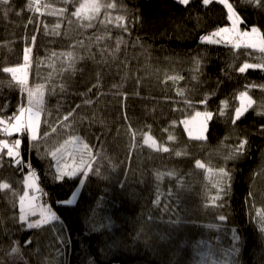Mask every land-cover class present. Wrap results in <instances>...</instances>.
I'll return each mask as SVG.
<instances>
[{
  "label": "trees",
  "instance_id": "obj_1",
  "mask_svg": "<svg viewBox=\"0 0 264 264\" xmlns=\"http://www.w3.org/2000/svg\"><path fill=\"white\" fill-rule=\"evenodd\" d=\"M84 1L0 5V119L27 105V93L3 72L24 65L26 47L28 86L45 90L33 147L26 133L0 131V140L22 141L21 165L0 150V184L8 185L0 188V264H202L204 251L221 253L224 264H264V115L257 114L264 70L239 71L264 64V53L201 42L229 24L216 0H101L91 26L72 15ZM228 2L242 30L264 36V0ZM245 91L253 105L233 124ZM199 111L212 113L203 139L183 125ZM240 142L245 149L235 155ZM85 144L104 178L58 179V168L88 160ZM29 172L38 186L28 192L36 214L26 219L40 221L33 228L19 218ZM214 174L222 176L218 189ZM81 179L75 203L62 204ZM39 205L58 220L44 221Z\"/></svg>",
  "mask_w": 264,
  "mask_h": 264
},
{
  "label": "snow or ice",
  "instance_id": "obj_2",
  "mask_svg": "<svg viewBox=\"0 0 264 264\" xmlns=\"http://www.w3.org/2000/svg\"><path fill=\"white\" fill-rule=\"evenodd\" d=\"M68 0H64V3H67ZM178 3L182 5H188L189 0H177ZM220 3H223L224 7L227 9L228 12V19L232 22V28H219L217 31L213 32L211 36H202L201 42L202 43H220L221 40L214 39V37L221 36L222 33H233L236 37V39L239 42L234 43V47L239 48L241 46L245 48H252L257 49L260 52L264 53V36H261L260 31L257 27H252L251 33L244 31L239 32L237 30L236 25L241 21L240 17L237 15V13L233 10V5L228 3V0H219ZM245 3L250 2H256L261 3V0H244ZM204 5H207L210 3V0H203ZM10 4V0H0V5L8 6ZM108 8H113L115 5L113 4H107ZM101 7H105L104 4L101 3V0H87L85 3H81L80 6L76 9L75 12L72 13L73 16L80 17L81 19L89 20L91 21L97 13H99ZM10 8H6V11H10ZM66 11L65 8L59 9V14L63 15ZM117 21H123L124 17L118 16ZM89 26H91L89 24ZM121 27L125 32L128 31V28L123 23H120L118 25ZM56 27H59V24L56 25ZM35 40V37L32 38ZM121 41L118 39V45ZM118 50V49H117ZM31 48H25L24 49V65L22 68H14V67H4L3 72L5 73H11L12 74V80L16 82V84L19 86L21 93L26 92L27 93V106H20L17 108V112L19 115H12L8 117L7 119H0V125H5L0 131H4L7 135L11 136L12 132L15 131L17 133H26L28 135L30 144L29 147H33L32 142L37 141V130L40 125V112L43 110V85H37L35 88H30L28 86L27 82V75L23 77H18L17 73L24 71L27 69L30 63V53ZM69 56H71V53H69ZM197 70L199 69V61H196ZM250 68H260L261 70H264V64H257V63H244L242 67L239 68V71L241 73L246 72ZM172 79H176L175 77H172ZM261 88L264 89V85H261ZM238 99L241 100V104L239 107L235 109V118L233 119V124H235L236 120H239L245 112L248 111L249 108L252 107L253 101L249 97L248 93L241 92L238 96ZM91 101H86V103H90ZM79 107V106H77ZM27 114V119H23V117ZM71 113H69L70 115ZM221 114H223V109H221ZM258 115H264V111L258 112ZM197 117L201 116L202 114L200 112L196 113ZM204 123L202 124V130H207V121L212 119V113L211 112H204ZM65 120L68 119L67 116L64 118ZM15 121V123H13ZM187 123L186 121L184 122ZM10 125V127H9ZM47 135V133H45ZM151 138L148 137L145 139V144H148L149 147H152L156 142L152 140L151 144L148 143V141ZM169 139H172V137H169ZM197 139H203V136L197 137ZM21 139H15L11 144H9L6 141H0V149H7V156L12 159V161L16 165H21L22 161L20 159L21 157ZM83 148L85 150H88V145H83ZM245 149V143L240 142L237 147L235 148V155H239L243 153ZM163 151H167V148H163ZM88 154V160H84L81 158L80 166L78 168H73L70 171H64L62 169L58 168V179H63L65 176L68 178L76 177L78 174L81 176H88L89 172L92 174L99 176L101 178H104L99 168H93L92 166V153L90 150L87 151ZM179 155V153H177ZM53 156H55V153H53ZM234 158V157H229ZM30 167V166H29ZM197 167H203V165L197 161ZM220 174L223 177H228V172L224 168L220 169ZM80 181L84 182L83 179ZM25 186L31 187L33 191H36L35 183H34V177L31 172H29V177L25 178ZM7 184H0V188H7ZM26 200L28 201V208L26 210L25 203ZM35 200V197L33 196L31 200H28V194L25 192V195L20 198V220L22 222L26 221V218L28 215H35L36 210L35 206L32 203V201ZM62 204L64 205H71V201H62ZM41 217L44 221H56L58 220L57 214L52 211L51 208H42L40 211ZM221 220H223V217H220ZM40 224V221H37L35 223H28V228L38 227ZM262 231H264V227L261 228ZM12 253H19V248L13 247L11 249Z\"/></svg>",
  "mask_w": 264,
  "mask_h": 264
},
{
  "label": "rangeland",
  "instance_id": "obj_3",
  "mask_svg": "<svg viewBox=\"0 0 264 264\" xmlns=\"http://www.w3.org/2000/svg\"><path fill=\"white\" fill-rule=\"evenodd\" d=\"M216 1H219V0H216ZM85 2H87V0H85L83 3H85ZM229 3V2H228ZM223 4V3H222ZM226 9V8H225ZM226 12H227V9H226ZM98 14V13H97ZM97 14L95 15V17L91 20V21H89V20H85V19H81L80 17H77L78 18V20H79V23L81 24V25H83V26H85V25H88V24H90L91 22H93L94 20H95V18L97 17ZM227 15H228V12H227ZM238 15V14H237ZM239 16V15H238ZM241 19V18H240ZM232 22L231 21H229V24L228 25H226V26H224V27H221V28H229V29H231L232 28ZM236 27H237V30L239 31V32H244V31H247V32H249V33H251V29H252V27L249 29V30H242V28H241V26H240V23H238L237 25H236ZM218 30V29H217ZM216 30V31H217ZM259 30V29H258ZM260 31V30H259ZM215 32V31H214ZM212 34V33H211ZM211 34H207V35H204V36H211ZM261 34V33H260ZM214 39H217V40H225V41H229V42H231L233 45H234V43L235 42H239L237 39H236V37H235V35L233 34V33H222L221 34V36H219V37H214ZM14 68H22V66H18V67H14ZM28 69H29V67H27V69H25L24 71H21V72H18L17 73V76L18 77H23L24 75H25V73H26V75H27V81H28ZM36 86H31L30 88H35ZM43 91L45 92V90H44V88H43ZM239 96V95H238ZM27 103H28V101H27ZM240 104H241V100L240 99H238V97H237V107H239L240 106ZM27 106V105H26ZM202 115L201 116H199V117H197V115L195 114L193 117H191V118H187V119H185L184 121H183V125H184V128H185V131H186V133H187V135L189 136V137H191V138H197V137H199V136H204V131L205 130H202V124L204 123V117H203V113H204V111H199ZM19 115V114H18ZM40 116H41V112H40ZM25 119H27V114H25ZM24 117H23V119H24ZM187 122L186 124L184 123V122ZM13 123H15V121H13ZM4 127H5V125H4ZM9 127H10V125H9ZM38 131H39V128H38V130H37V137H38ZM14 132V131H13ZM12 132V133H13ZM0 141H6V142H8L9 143V141L7 140V139H5V138H3V139H1ZM9 144H11V143H9ZM6 149V148H5ZM1 150V149H0ZM7 150V149H6ZM27 177H29V175L27 176ZM214 179V180H213ZM213 179H211L212 180V186L215 188V187H217V186H219V183H220V181L222 180V176L220 175V174H214L213 175ZM34 183H35V181H34ZM81 185H82V181H80V183L78 184V186L76 187V189L74 190V192L71 194V196L66 200V201H71V204H74L75 203V201H76V199H77V196H78V194H79V191H80V189H81ZM35 188L36 189H38V186H36V184H35ZM216 189H218V187L216 188ZM29 190H32L33 191V189L31 188V187H26L25 186V192H27V194H28V192H29ZM37 191V190H36ZM36 191H34V192H36ZM25 192H24V195H25ZM23 195V196H24ZM34 196V195H33ZM33 196H31V195H29L28 194V200H31V198L33 197ZM32 203L34 204V206H35V200L34 201H32ZM25 207H26V210H27V208H28V201L26 200V203H25ZM42 208H45L44 206H42V205H39L38 206V208H37V212L40 214V211H41V209ZM19 209H20V203H19ZM41 215V214H40ZM27 224L28 223H32V221L31 220H29V219H26V221H25ZM223 255H221V253H216V252H213V251H204L203 252V261H202V264H224L223 263Z\"/></svg>",
  "mask_w": 264,
  "mask_h": 264
},
{
  "label": "built area",
  "instance_id": "obj_4",
  "mask_svg": "<svg viewBox=\"0 0 264 264\" xmlns=\"http://www.w3.org/2000/svg\"><path fill=\"white\" fill-rule=\"evenodd\" d=\"M38 198L41 199L42 201H44V195L43 194L39 195Z\"/></svg>",
  "mask_w": 264,
  "mask_h": 264
},
{
  "label": "crops",
  "instance_id": "obj_5",
  "mask_svg": "<svg viewBox=\"0 0 264 264\" xmlns=\"http://www.w3.org/2000/svg\"><path fill=\"white\" fill-rule=\"evenodd\" d=\"M15 132V131H14ZM20 203V202H19Z\"/></svg>",
  "mask_w": 264,
  "mask_h": 264
}]
</instances>
